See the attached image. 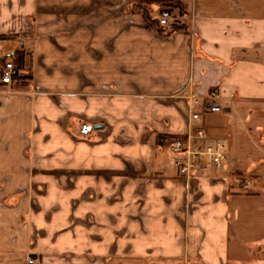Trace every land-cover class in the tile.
I'll return each instance as SVG.
<instances>
[{"label":"crops","instance_id":"0c3cea01","mask_svg":"<svg viewBox=\"0 0 264 264\" xmlns=\"http://www.w3.org/2000/svg\"><path fill=\"white\" fill-rule=\"evenodd\" d=\"M142 1L0 0L32 73L0 85V264H264V0H158L171 32ZM197 127L227 161L187 179L166 141Z\"/></svg>","mask_w":264,"mask_h":264},{"label":"built area","instance_id":"2783aa9c","mask_svg":"<svg viewBox=\"0 0 264 264\" xmlns=\"http://www.w3.org/2000/svg\"><path fill=\"white\" fill-rule=\"evenodd\" d=\"M157 25L169 32L177 28L184 27L183 21L174 15L170 9L161 10L156 18ZM20 73L12 61H6L0 69V85L9 86L19 80ZM218 93L212 91L207 96L203 106V113H221L220 107L216 105ZM191 122L200 124L201 113H192ZM167 147L175 157L174 166L180 177L187 179L198 178L206 172L217 171L226 165V147L222 143H216L206 137L204 129L201 127L184 137H171L166 141ZM243 188H247L250 182L244 180ZM27 264H35V261L28 257Z\"/></svg>","mask_w":264,"mask_h":264},{"label":"rangeland","instance_id":"374dc122","mask_svg":"<svg viewBox=\"0 0 264 264\" xmlns=\"http://www.w3.org/2000/svg\"><path fill=\"white\" fill-rule=\"evenodd\" d=\"M160 1H158V2H155V3H153V2H144L143 3V1H142V5H144V6H141V4H140V6L141 7H143V9H145L146 11L147 10H149L148 12H151L153 15H156V14H158L161 10H163V9H170L173 13H174V15L176 14V13H178L176 10H175V8L171 5V4H168L167 2H165V1H163V3H159ZM129 11H131V10H129ZM132 12V11H131ZM176 16V15H175ZM30 35H26L25 34V36H30L31 38H32V31H30ZM18 45V44H17ZM19 46V45H18ZM21 46H23L22 44H21ZM14 48H16V45H14ZM13 61V60H12ZM27 62H28V66H27V68H24L22 71V73H20V70H18V68H17V70L19 71V73H20V76H19V81H22V83L20 84L21 86H19V88H25L27 85H29V83H30V81H31V79H32V73H31V67H30V63H29V58L27 59ZM14 63V62H13ZM23 81H27V82H25V83H23ZM29 82V83H28ZM21 90V89H20ZM42 144V143H41ZM40 157V159L39 160H44L43 159V156H39ZM27 190V189H26ZM26 194V191H24V192H21V193H19V195H21V196H24ZM18 197H17V195H16V199H17ZM9 205H11L10 203H9ZM263 251H261V250H259L258 252L259 253H256V256L255 257H257V258H260L261 260H263L264 261V244H263ZM262 252V253H261ZM18 259H19V261H25V262H23L24 264L26 263L27 264V262H26V258L24 259V257H18Z\"/></svg>","mask_w":264,"mask_h":264},{"label":"trees","instance_id":"16d2710c","mask_svg":"<svg viewBox=\"0 0 264 264\" xmlns=\"http://www.w3.org/2000/svg\"><path fill=\"white\" fill-rule=\"evenodd\" d=\"M146 1L147 2H153V3L158 2V0H144L143 2H146ZM174 8H177V6H174ZM134 9L136 11H139L141 13V15L146 19V21H148L150 24L155 23L154 20H152V19L149 18L148 11H146L145 9H143V7H140V6L139 7H135V8L133 7V10ZM175 15L178 17V14L177 13ZM183 28L184 27L177 28L175 30H180V29H183ZM19 53L21 54V52H19ZM15 61H16V67L18 68V70H21L23 68V58H22V56L21 55L18 56ZM238 180H240V181L243 180V178H242V176L240 174H238Z\"/></svg>","mask_w":264,"mask_h":264},{"label":"water","instance_id":"95a60500","mask_svg":"<svg viewBox=\"0 0 264 264\" xmlns=\"http://www.w3.org/2000/svg\"><path fill=\"white\" fill-rule=\"evenodd\" d=\"M101 128H102L101 125L94 126V129H95V130H99V129H101Z\"/></svg>","mask_w":264,"mask_h":264}]
</instances>
